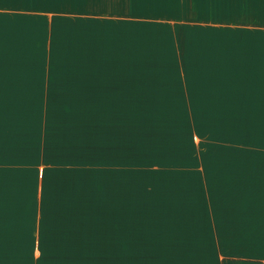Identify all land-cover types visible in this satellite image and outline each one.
<instances>
[{"label":"crops","instance_id":"0c3cea01","mask_svg":"<svg viewBox=\"0 0 264 264\" xmlns=\"http://www.w3.org/2000/svg\"><path fill=\"white\" fill-rule=\"evenodd\" d=\"M217 1L0 0V264H264V6Z\"/></svg>","mask_w":264,"mask_h":264},{"label":"trees","instance_id":"16d2710c","mask_svg":"<svg viewBox=\"0 0 264 264\" xmlns=\"http://www.w3.org/2000/svg\"><path fill=\"white\" fill-rule=\"evenodd\" d=\"M217 2L227 6V13L231 15L235 14L236 16L238 14L243 17L246 13H250V16L255 20L261 7L264 6V0H218ZM222 9L224 8H218V11H223L226 14ZM203 12L209 13L210 10L203 8Z\"/></svg>","mask_w":264,"mask_h":264},{"label":"rangeland","instance_id":"374dc122","mask_svg":"<svg viewBox=\"0 0 264 264\" xmlns=\"http://www.w3.org/2000/svg\"><path fill=\"white\" fill-rule=\"evenodd\" d=\"M227 16H230V15H227ZM231 17L235 18L236 19L235 21L238 24H243V23H246L247 22L243 18H246V19H249V20L252 19V17L250 16V13H246L243 17H240L238 14L236 16H235V14H233V15H231Z\"/></svg>","mask_w":264,"mask_h":264}]
</instances>
